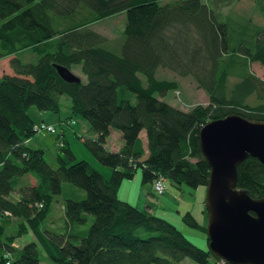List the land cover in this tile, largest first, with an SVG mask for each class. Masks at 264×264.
Wrapping results in <instances>:
<instances>
[{
  "label": "trees",
  "instance_id": "1",
  "mask_svg": "<svg viewBox=\"0 0 264 264\" xmlns=\"http://www.w3.org/2000/svg\"><path fill=\"white\" fill-rule=\"evenodd\" d=\"M221 2L215 0L212 7L206 0H0V61L12 57L13 71L0 77V264H42V254L49 264H181L187 259L231 264L198 248L172 221L119 198L123 183L140 171L144 185L154 186L163 176L177 189H207L211 168L200 147V130L231 115L264 122V80L245 68L229 93L225 66L226 58H243L264 68V27L240 16L246 23L235 27L231 16L219 12ZM255 2L264 12V0ZM122 13L126 24L117 53L88 27ZM23 52L38 61L23 62ZM57 65L72 72L80 68L87 81L67 83ZM160 69L192 77L210 104L184 111L158 99L157 94L165 97L179 89L176 81L158 79ZM64 96L73 116L87 120L97 136L84 143L114 171L110 179L88 162H78L63 140L56 168L44 150L28 144L41 135L35 127L43 124L31 117V108L60 114ZM252 96L260 101L257 106L247 103ZM112 129L123 134L119 152L106 148ZM27 176L37 185L18 189ZM65 186L84 191L86 198L63 197ZM237 188L252 198L264 197V165L258 159L250 157L239 166ZM61 196L66 231L44 230ZM11 218L21 220L16 233L10 230ZM183 221L205 233L210 244L207 227L191 212ZM29 232L34 241L14 247Z\"/></svg>",
  "mask_w": 264,
  "mask_h": 264
},
{
  "label": "rangeland",
  "instance_id": "2",
  "mask_svg": "<svg viewBox=\"0 0 264 264\" xmlns=\"http://www.w3.org/2000/svg\"><path fill=\"white\" fill-rule=\"evenodd\" d=\"M206 1L208 3H211L212 7L213 6L216 7L215 4L213 3L215 2V0H213V2H211V0H206ZM221 1L222 2L220 3V6H219L220 11L219 10L218 11L221 12V14L224 15V17L228 18L231 16L233 20L235 19V21L230 19V22H234L236 24L235 27H240L241 25L240 23L243 21L241 19H246L248 23H250L249 21H252L256 25L263 27L264 12L261 11V9L256 5L255 0H221ZM238 16H240L241 19ZM243 22L246 23V21H243ZM68 24H71L70 21H68ZM125 24H126V14L122 13V14L110 17L106 20H103L102 22L92 24L90 27H88V29H91L97 32L102 37H105L107 39V44L105 45L106 48L112 51H115L117 53H120L123 38H124ZM251 25H252V28L256 27L253 24ZM247 29H248V26H247ZM244 44H247V42H245ZM19 57L25 63L38 61V56L34 54L31 55L30 52L29 53L23 52L19 55ZM29 57H34V60L26 61L28 60ZM236 57H239V56H236ZM10 61H11L10 58H7L3 61V63L5 64V68L7 70L10 65ZM245 62L246 61L243 58H241L238 61H234V60L227 61V58H226L225 66L228 65L229 67V76H228V83H227V88H228L229 93H231L234 87L238 83L241 82V77H242V74L245 72V68L249 69L252 73L256 74L259 78L264 80V68H262L259 64L247 65V62L246 63ZM243 65H244V68H243ZM73 72L77 74L78 77L82 78L83 74L80 68H74ZM4 73L5 71H3V69L1 68L0 75H3ZM141 77L145 79L143 76ZM157 77L158 79L176 81L179 85V89L177 91L171 90L167 93L165 97H161L159 94H157L156 97L158 99H161L176 108H181L184 111H191L194 108H196V106H199V105L208 106L210 104V97L207 95L206 92H204L203 90L199 88L197 82L192 77L181 78L176 73H173L172 71H169L168 69H160ZM83 79L85 82L87 81L85 76H83ZM247 103L250 106L254 107V106H257L260 103V101H258L255 96H252L251 98L247 100ZM61 104H62V107H61L60 114H57V115H53L50 113L44 114L43 112L39 111L36 107H32L30 110V115L37 122H41L42 118H44L46 119L47 123H54L58 130L57 135H59V132L61 133L60 122L66 121L71 116L70 99L64 96L62 98ZM74 122H75V125L72 128H70L69 126L66 127V131H67L66 141H68V143L71 145L72 151L74 152L77 158V161L79 162V161L87 160L91 162V164L94 166V167L92 166L93 168L96 167L102 171V169H105L104 168L105 166H103L93 156V154H91V152L87 149L85 143L82 141L83 136L87 137L88 139H92L89 137L90 132H85V133L83 132V125L87 124L89 128L91 127L89 122L82 117H74ZM57 135H53L50 133H46L44 135H36L33 138V143H32L33 148L34 146H36V144H41L42 148L46 152L47 162H49V164H51L55 168L58 167L57 156L60 150L59 148L60 140L57 139L58 137ZM108 170H112V169L109 168ZM138 174H139L138 177L139 179H141V183H142L143 175L141 171ZM168 186H169V190L172 189L176 194H178L179 192L181 197L184 198L186 196L185 200L186 199L191 200V203L193 204V205H190V208L192 209L191 211L192 216L195 217L198 220V222L199 220L206 222V225L204 226L207 227L208 213L205 209L207 221L203 220L202 209H201V207H203L205 203L207 189L205 187H201L200 189L195 190V189H191L183 185L182 186L184 189V193H183L182 191L176 189L175 186H173L171 183H169ZM125 187H126L127 194L131 195V201L135 205L142 204V202L139 203V199H140L139 193L142 192V188L139 187L138 182H134L133 186L125 185ZM170 195L172 194H169V193L166 194L167 197H170ZM59 199L60 198L57 197L55 199V202L53 203L52 212L49 215L47 221L42 226L44 230H52L53 232L55 231V233H61L63 231V228H64L63 222H62L63 217L61 216L62 213L57 203L60 201V204L62 205V203H64V200L61 201ZM173 218H174L173 221L170 219H167V220L172 221V223L175 224L179 228V230L186 236V238L189 241H191L198 248H201L203 250H209V245L207 244V237L205 233L187 225L186 223H184L182 219H178L179 221H177L176 217H173ZM51 222L54 224L50 225ZM90 224L89 226H86L87 230H89ZM17 228L18 226H16L15 228H11V229L16 233ZM31 241H34V240L28 239V244ZM42 264H49L48 260L44 258L43 254H42ZM181 264H196V263L187 259V260H184Z\"/></svg>",
  "mask_w": 264,
  "mask_h": 264
},
{
  "label": "water",
  "instance_id": "3",
  "mask_svg": "<svg viewBox=\"0 0 264 264\" xmlns=\"http://www.w3.org/2000/svg\"><path fill=\"white\" fill-rule=\"evenodd\" d=\"M67 83L82 82L57 65ZM200 147L211 172L206 191L209 250L231 264H264V197L237 188L238 168L248 158L264 165V122L238 115L211 121L200 130Z\"/></svg>",
  "mask_w": 264,
  "mask_h": 264
},
{
  "label": "crops",
  "instance_id": "4",
  "mask_svg": "<svg viewBox=\"0 0 264 264\" xmlns=\"http://www.w3.org/2000/svg\"><path fill=\"white\" fill-rule=\"evenodd\" d=\"M263 27H264V25H263ZM10 60H12V57L10 58ZM33 60H34V57H29L28 60H26V61H33ZM3 61L4 60H1L0 61V67L3 69V71H5L6 74H12L13 71H12L10 65L8 67V70H7L5 68V64L3 63ZM1 68H0V70H1ZM3 75H0V77H2ZM75 75H77V74H75ZM83 76L84 75H82V79H83ZM70 112H71V116L66 121H64V122L61 121L60 122L61 133L59 132V135H57L58 134V130H57V133L56 134H53V133H50V134L57 135L58 136L57 137L58 140H63L64 142H67L69 148L72 150L71 145L68 143V141H66V139H67L66 138V134H67L66 127L69 126L70 128H72L75 125V122H74V117L75 116H73V114H72L71 106H70ZM41 122H43V123H45L47 125L55 126L54 123H47L46 122V119H44V118H42ZM41 122H37V123H41ZM71 122H74V123H71ZM90 128H89V126L87 124L86 125H83V132L84 133L85 132H90L89 137L92 138V139H96L97 136H95L93 134V132H92V130ZM44 134H46V133H42L41 135H44ZM85 139H88V138L85 137V136H83L82 137V141L84 142ZM141 139L143 141L145 150L148 151V144H149V142H148L147 133L145 131L142 132ZM32 143H33V139L28 142V144L31 147L33 146ZM124 143H125V141H124V138H123V134L120 131H118V130L112 129L111 130V135H110V137L108 139L106 148L109 151H111V152H119L123 148ZM33 149L44 150L42 148L41 144H36V146H34ZM57 161H58V156H57ZM85 161H87V160H85ZM87 162H89V161H87ZM89 163L91 164V162H89ZM104 168L105 169H102V171H101L100 169H98V168L95 167V169L98 170L101 174H103L106 179H110L112 177L114 171L113 170H108L109 168H106V167H104ZM138 175L139 174L136 175V177L134 178V180H130V182L129 181H125L123 183V185L121 186V189L119 191V198L121 200L129 203L130 205H132V206H134V207H136V208H138V209H140L142 211H145L149 215L158 216V217H161V218H164V219H170L172 221L174 219L173 217H176L177 221H179L178 219H182L183 220L184 214L192 211V209L190 208V205H193L191 203V200H187V199L185 200V197L186 196L183 198V197L180 196V193L178 192V190H180V191H182L184 193V189H183L182 186H181L180 189L177 190L178 194H176L172 189L169 190V186H168L169 182H168V184H167V192L163 196H157L156 193H155L153 184L144 185L143 182L141 183V179H139ZM134 182H138L139 187L142 188V192L139 193V197H140L139 203L142 202V204L135 205L131 201V195H128L127 192H126L125 185H127V186H133ZM36 185H37L36 179H34L31 176H27V177H25V178H23L21 180L18 189H21V188H24V187H28V186L34 187ZM167 193L172 194V195H170V197H167L166 196ZM191 195H193V194H191ZM63 197H67L68 199L83 200V199L86 198V193L84 191H78V190H76V189H74V188H72L70 186H65L64 193H63ZM63 197L62 196L59 197L60 198L59 200H61V201L64 200L65 198H63ZM14 198L15 199H18V197L16 195H15ZM57 204L59 205L60 211L62 213L61 216L63 217L62 218V222H63V227L64 228L62 227L63 228V231L61 232V233H63V232L66 231V227H67V224H68L67 223V219H66L65 202L62 203V205H61L60 204V201H59ZM52 207H53V204H52ZM201 209H202L203 220L207 221L206 220V211L207 210L205 211V209H206V202L204 203V206L201 207ZM47 219H46V221H47ZM91 219L92 218H89V221ZM20 222H21V220H19V219L11 218V220H10V223H11L10 230H11V228H15L16 226H18V224H20ZM44 223H43V225H44ZM199 223H201L203 226L206 225V222L201 221V220H199ZM51 224H54V223L51 222L50 225ZM49 227H51V226H49ZM78 228H82V227H78ZM70 229H73V228L70 227ZM85 230H86V227L84 228V231ZM48 231H52V230H48ZM28 239L29 240H34L35 239V237H34V235H33L32 232H29L23 238L18 239L16 241V243L14 244V247H16L17 249H21L22 246H24V245H26L28 243Z\"/></svg>",
  "mask_w": 264,
  "mask_h": 264
},
{
  "label": "built area",
  "instance_id": "5",
  "mask_svg": "<svg viewBox=\"0 0 264 264\" xmlns=\"http://www.w3.org/2000/svg\"><path fill=\"white\" fill-rule=\"evenodd\" d=\"M35 131L37 133H53L56 134L57 133V129L55 126L52 125H47V124H41L35 127ZM154 190L155 192L159 195L162 196L166 193L167 191V180L165 177L160 176L155 184H154ZM6 215H10L9 212H6Z\"/></svg>",
  "mask_w": 264,
  "mask_h": 264
},
{
  "label": "bare ground",
  "instance_id": "6",
  "mask_svg": "<svg viewBox=\"0 0 264 264\" xmlns=\"http://www.w3.org/2000/svg\"><path fill=\"white\" fill-rule=\"evenodd\" d=\"M71 120V119H70ZM77 123V122H76ZM66 147V146H65ZM41 208V207H40ZM3 216V215H2ZM18 229H19V227H18ZM14 240V239H13ZM5 258H7V257H5ZM9 258V257H8Z\"/></svg>",
  "mask_w": 264,
  "mask_h": 264
}]
</instances>
